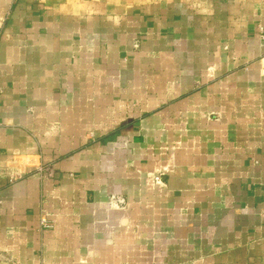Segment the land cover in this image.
<instances>
[{
    "label": "crops",
    "instance_id": "1",
    "mask_svg": "<svg viewBox=\"0 0 264 264\" xmlns=\"http://www.w3.org/2000/svg\"><path fill=\"white\" fill-rule=\"evenodd\" d=\"M0 201V264H264V0H0Z\"/></svg>",
    "mask_w": 264,
    "mask_h": 264
},
{
    "label": "built area",
    "instance_id": "2",
    "mask_svg": "<svg viewBox=\"0 0 264 264\" xmlns=\"http://www.w3.org/2000/svg\"><path fill=\"white\" fill-rule=\"evenodd\" d=\"M39 171H42L45 174V176L48 177V178H53L54 177V170L51 167H49V166L48 167H42ZM155 181L157 183H160L161 182L160 177H156ZM0 204H1V201H0ZM41 224H42L43 227H46L47 226L46 220L42 219L41 220Z\"/></svg>",
    "mask_w": 264,
    "mask_h": 264
}]
</instances>
